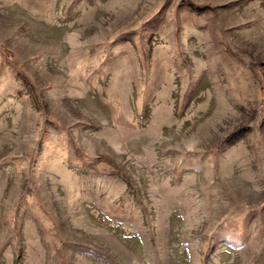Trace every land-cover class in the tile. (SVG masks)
<instances>
[{
  "label": "rangeland",
  "instance_id": "1",
  "mask_svg": "<svg viewBox=\"0 0 264 264\" xmlns=\"http://www.w3.org/2000/svg\"><path fill=\"white\" fill-rule=\"evenodd\" d=\"M0 264H264V0H0Z\"/></svg>",
  "mask_w": 264,
  "mask_h": 264
}]
</instances>
